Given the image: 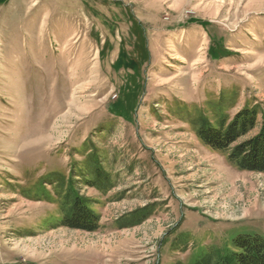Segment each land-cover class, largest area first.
<instances>
[{"label": "rangeland", "instance_id": "rangeland-1", "mask_svg": "<svg viewBox=\"0 0 264 264\" xmlns=\"http://www.w3.org/2000/svg\"><path fill=\"white\" fill-rule=\"evenodd\" d=\"M264 120V0H0V264H194L264 238V173L198 123ZM94 231L66 226L75 203Z\"/></svg>", "mask_w": 264, "mask_h": 264}, {"label": "trees", "instance_id": "trees-1", "mask_svg": "<svg viewBox=\"0 0 264 264\" xmlns=\"http://www.w3.org/2000/svg\"><path fill=\"white\" fill-rule=\"evenodd\" d=\"M258 116L257 110L247 108L233 117L232 121L223 118L217 125H212L204 118L198 123V136L214 151L229 154V160L233 165L246 171L263 174L264 120L262 129L255 138L232 149L240 137L256 128ZM72 212L66 226L86 231H94L97 228L87 224L91 212L78 200ZM194 264H264V238L259 234H238L232 241L231 249L222 253L210 249Z\"/></svg>", "mask_w": 264, "mask_h": 264}]
</instances>
